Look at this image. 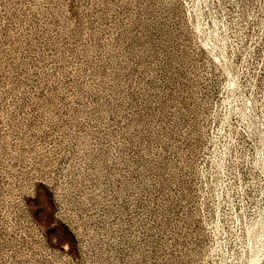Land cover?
Listing matches in <instances>:
<instances>
[{
    "label": "rangeland",
    "instance_id": "rangeland-1",
    "mask_svg": "<svg viewBox=\"0 0 264 264\" xmlns=\"http://www.w3.org/2000/svg\"><path fill=\"white\" fill-rule=\"evenodd\" d=\"M0 264H264V0H0Z\"/></svg>",
    "mask_w": 264,
    "mask_h": 264
},
{
    "label": "bare ground",
    "instance_id": "bare-ground-1",
    "mask_svg": "<svg viewBox=\"0 0 264 264\" xmlns=\"http://www.w3.org/2000/svg\"><path fill=\"white\" fill-rule=\"evenodd\" d=\"M257 258V257H256Z\"/></svg>",
    "mask_w": 264,
    "mask_h": 264
}]
</instances>
